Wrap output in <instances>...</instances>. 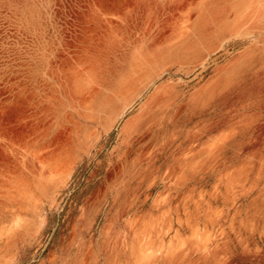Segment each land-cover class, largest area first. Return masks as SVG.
Returning <instances> with one entry per match:
<instances>
[{"label": "rangeland", "instance_id": "obj_1", "mask_svg": "<svg viewBox=\"0 0 264 264\" xmlns=\"http://www.w3.org/2000/svg\"><path fill=\"white\" fill-rule=\"evenodd\" d=\"M0 264H264V0H0Z\"/></svg>", "mask_w": 264, "mask_h": 264}]
</instances>
